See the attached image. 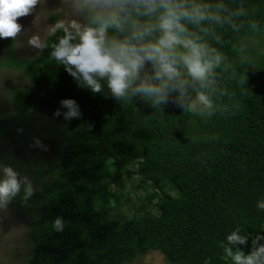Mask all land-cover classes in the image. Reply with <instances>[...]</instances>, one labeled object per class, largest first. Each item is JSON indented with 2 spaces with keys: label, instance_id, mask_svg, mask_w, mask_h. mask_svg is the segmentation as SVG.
Instances as JSON below:
<instances>
[{
  "label": "trees",
  "instance_id": "trees-1",
  "mask_svg": "<svg viewBox=\"0 0 264 264\" xmlns=\"http://www.w3.org/2000/svg\"><path fill=\"white\" fill-rule=\"evenodd\" d=\"M186 3L210 5L207 11L221 17L219 23H184L193 39L199 37L223 59L206 88L180 66L188 82L183 106L178 90L154 105L131 92L117 99L104 80L100 93L78 86L51 56L63 29L48 36L34 58L18 56L14 41L0 38L6 51L0 71L17 69L29 79L12 96V114L0 116V139L15 158L28 159V131L45 116L61 140L56 164L35 173L47 182L31 223L33 251L24 264H127L151 250L162 252L168 264H232L224 254L226 236L239 227L247 243L232 247L247 254L252 239L264 232V210L257 208L264 201V51L241 57L244 39L264 32V0ZM220 4L224 7L217 8ZM127 34L109 30L118 38ZM146 75H153L150 64L141 72ZM198 92L211 99V115L190 107ZM66 98L79 105V119H64L60 102ZM136 168L156 202L129 218L111 217L109 206L122 203L119 190ZM12 202L23 204L21 196ZM56 217L64 221L61 232L52 227Z\"/></svg>",
  "mask_w": 264,
  "mask_h": 264
},
{
  "label": "clouds",
  "instance_id": "clouds-1",
  "mask_svg": "<svg viewBox=\"0 0 264 264\" xmlns=\"http://www.w3.org/2000/svg\"><path fill=\"white\" fill-rule=\"evenodd\" d=\"M39 2L0 0V38L15 40L23 30L18 21L32 15ZM71 6L88 24L82 28L77 26L74 36L63 22H57L51 33L63 29L65 35L53 47L51 56L65 67L78 86L100 93L103 90L100 81L104 80L113 97L123 99L131 92L150 98L154 105L166 103L169 92L178 90V102L183 106L188 82L183 79L181 65L201 88L213 82L214 69L223 57L215 48L200 42L199 37L193 39L184 23L221 22L219 15L207 11L210 5L192 3L189 6L186 0H71ZM240 14L242 10L237 13ZM134 16L148 19L141 22ZM110 29L128 34L123 38L110 36ZM74 40L77 42L73 43ZM28 43L36 49L45 47L37 35ZM146 64L151 65L153 75L142 78ZM197 104L211 115L213 103L207 94L198 92L190 107L194 110ZM60 108L66 109L65 120L79 119L82 115L79 105L71 98L61 100ZM60 108L54 112L57 117L62 114ZM34 146L46 147L38 138ZM36 191L27 175L21 176L12 166L0 164V211H5L17 196L26 204ZM257 208L264 210V201L258 202ZM52 227L57 232L63 231L62 218L56 217ZM240 231L237 227L226 236L225 257L230 258L232 264H264V243H261L264 236L254 237L252 250L246 254L232 247L247 243L248 237ZM205 264L209 262L206 260Z\"/></svg>",
  "mask_w": 264,
  "mask_h": 264
},
{
  "label": "rangeland",
  "instance_id": "rangeland-1",
  "mask_svg": "<svg viewBox=\"0 0 264 264\" xmlns=\"http://www.w3.org/2000/svg\"><path fill=\"white\" fill-rule=\"evenodd\" d=\"M52 17L55 18V23L51 21ZM18 22L23 25V30L13 41L16 54L24 58L37 57L42 50L29 45V39L33 35H37L44 44L46 38L53 34L50 30L57 22H63L67 29L74 31L77 26L82 28L88 24L83 15L74 11L71 0H40L33 10V14ZM263 51L264 32L256 31L244 39L241 46V57L255 58ZM5 58L6 51L0 39V60ZM28 84V77L17 69L0 71V116L12 114L14 92L26 89ZM196 96L191 100V104L195 101ZM201 110L202 106L197 104L194 111ZM36 138L46 147L34 146ZM26 143L30 152L29 158L18 159L13 156L4 140L0 139V164L12 166L21 176L27 175L32 180L34 188L37 189L26 204L16 206L11 202L5 211H0V264H24L32 254L31 223L40 211L37 199L43 193V187L47 182V178L35 173L56 164L61 140L57 134L48 129L44 116L33 123L28 131ZM133 171H135L134 175L124 178L125 188L119 190V202L122 203L120 205L111 203L109 206L111 217L125 216L129 218L135 212H143L150 206L153 207L156 202L149 199L151 187L147 186L140 178L138 168ZM114 187L113 190H115ZM153 212L157 213V208H154ZM127 264H168V262L162 252L151 250L137 256Z\"/></svg>",
  "mask_w": 264,
  "mask_h": 264
},
{
  "label": "water",
  "instance_id": "water-1",
  "mask_svg": "<svg viewBox=\"0 0 264 264\" xmlns=\"http://www.w3.org/2000/svg\"><path fill=\"white\" fill-rule=\"evenodd\" d=\"M263 235H264V232H261L258 236H263ZM261 243H262V241H261Z\"/></svg>",
  "mask_w": 264,
  "mask_h": 264
}]
</instances>
